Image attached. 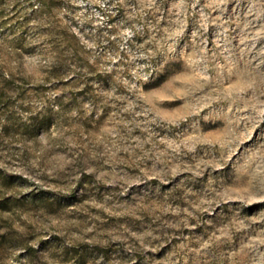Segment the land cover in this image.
<instances>
[{"label": "rangeland", "instance_id": "rangeland-1", "mask_svg": "<svg viewBox=\"0 0 264 264\" xmlns=\"http://www.w3.org/2000/svg\"><path fill=\"white\" fill-rule=\"evenodd\" d=\"M0 264H264V0H0Z\"/></svg>", "mask_w": 264, "mask_h": 264}]
</instances>
